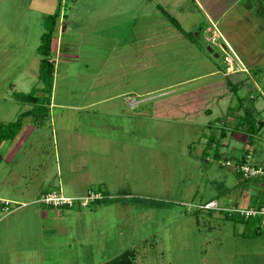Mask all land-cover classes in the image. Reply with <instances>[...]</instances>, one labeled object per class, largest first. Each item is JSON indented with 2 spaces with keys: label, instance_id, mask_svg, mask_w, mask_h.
<instances>
[{
  "label": "rangeland",
  "instance_id": "1",
  "mask_svg": "<svg viewBox=\"0 0 264 264\" xmlns=\"http://www.w3.org/2000/svg\"><path fill=\"white\" fill-rule=\"evenodd\" d=\"M154 3L63 1L65 32L59 43L63 52L78 58L54 60L55 106L48 110L47 102L40 105L49 95L40 91L36 52L43 33L41 2L0 0V124L14 122L36 107L22 120L21 129L27 128L22 136L28 135L30 126L35 130L12 161L0 163V175L10 171L15 181L19 172L24 173L29 194L43 183L57 189L60 180L65 196L88 197L99 191L113 203L93 204L92 211L80 208V202L70 208L44 204L29 208L34 213L25 216L31 218L26 232L17 230L16 238H10L17 254L26 250L21 262L104 264L125 251H136L141 238L161 229L149 252L165 251L164 257L150 253L142 264H200L204 247L222 252L217 264H252L251 259L264 264L260 224L235 218L205 233L204 225L198 230L186 213L199 210L197 217L204 218L211 211L199 207L212 200L223 207H247L258 200L262 181L243 180L221 162L234 164L247 150L249 165L264 167V126L249 143L250 135L241 125V105L252 108L255 122L264 121V68L252 69L247 83H238L233 93L222 75L206 77L215 68L225 72L224 58L231 55L222 49L223 42L217 40L220 48L214 43L189 46L184 38H190L179 34ZM240 68L236 64L226 72L237 76ZM206 87L215 88L203 91ZM15 93L39 100L24 103ZM211 137L215 141L209 145ZM157 202L166 207L151 209ZM38 208L48 213V219ZM58 213L64 216L62 237L54 232ZM209 221L210 226L216 223ZM60 245L64 260L58 258ZM248 246L254 257L232 255Z\"/></svg>",
  "mask_w": 264,
  "mask_h": 264
},
{
  "label": "crops",
  "instance_id": "2",
  "mask_svg": "<svg viewBox=\"0 0 264 264\" xmlns=\"http://www.w3.org/2000/svg\"><path fill=\"white\" fill-rule=\"evenodd\" d=\"M33 1L41 2V4L39 5L40 6L39 10L45 13V14L42 13L43 18L49 14H52L48 12H50L52 8H55L56 2H58V0H33ZM63 1L64 0H62L61 2L63 3ZM150 1L155 2L154 6L156 8V11H158L160 15H162L166 19V21L170 23V25L179 34L181 32L174 26V24L171 22L169 17L178 23L182 31L193 34L194 38L200 41L199 43H203V44L214 43L220 48L221 46L219 45L217 40H221L224 44V46H222V49L224 50L227 49L230 53L229 55H231V57L235 60L236 64L241 65V68L244 69L242 70L244 72L237 71L236 73L237 76H234V74L229 76L225 74V72H222L219 68H215V70H211L210 73H207L206 77L220 74L226 79V84H227V78L228 80H230L232 85L239 82L244 84L243 81L245 80V83H247V80L249 78L252 69L264 68V0H150ZM57 22L58 23L57 26L55 27L53 33V40L51 44V61L54 63L55 62L54 60L57 59L60 60L61 57L67 58L69 60H73V59L76 60L78 56L73 57L69 53L63 52L62 42L59 43L60 35L61 34L63 35V33L65 32V27L61 26L64 24V20H62V10ZM55 33H57L56 39L54 38ZM184 39L186 42H188L189 46L192 47L193 45H195L194 43H192L191 40L187 39L189 40L187 41L186 38ZM59 47L60 50L58 52ZM54 52H55V59L53 58ZM239 75H245L247 77L241 78L239 77ZM10 88L12 89V85L10 86ZM213 88L215 87L212 88L206 87L202 90L206 92L208 91L210 92L212 91ZM202 90H197L201 96L203 95L201 94ZM117 96L121 97L122 95H117ZM51 100L52 98L50 99L48 110L51 108L52 105L55 106V104H53ZM128 104L131 106V108L133 107L132 100L128 101ZM58 107H62V106H58ZM26 130L27 128H25V126L22 127L21 129L22 132L20 131L21 133L18 134L14 139L3 141L0 144V163L2 161L5 162L12 161L14 155L18 151H20L22 145L26 144L27 140L32 135L31 134L32 130L34 131L35 128L30 126L31 131L29 133L26 132V134L28 133V135L22 136ZM35 149L38 150L37 147ZM11 175L12 173L10 171L3 172L0 175V255L4 256L5 258L4 260H1L0 257V264H15L14 260L16 259L18 260V264H26L27 262L26 260H24V262H21V256L22 255L24 256V252H26V250H24L23 252H19V254H17V252L11 246L10 238L12 236L16 238L14 234L17 232V230L21 231L22 234L26 232L25 226L30 224L31 218L25 216L34 213L32 212L33 210H30L29 208L38 206L37 204H42L39 203V199L36 198L38 194L42 196L50 193H57L65 196L62 193L63 181L61 182L60 180H58L57 189H54L56 188V185L50 188L48 186L45 187V183L40 184L38 189H36L35 191L29 194L27 189L29 185V181L27 180L26 175L22 172H19L17 175V178L19 180L16 179L17 181L16 180L13 181V179L11 180L10 179ZM57 178H59V176ZM43 181L45 180H42V182ZM90 194L97 195L94 193H88L87 195L89 196ZM83 196L85 195H80V196L74 195L73 197H68V196L65 197L83 199L85 198ZM99 197L101 196L98 195V198ZM3 202H8L9 203L8 206L5 207ZM93 204L96 203L89 202L86 207L80 205V208H90V210L92 211L93 207H91V205ZM112 204H103V205L107 207ZM162 205H163L162 207H166L165 203L163 202ZM242 206H246V205H242ZM248 206H254V204L252 205L249 204ZM48 207L54 208L53 206H48ZM61 207L70 208L69 206H61ZM162 207H160L158 204L157 205L155 204V206L150 205L151 209H160ZM4 208H7L8 210L5 211ZM37 211L40 214H42L43 218L48 219L47 212L43 210L41 211V209L39 208ZM210 211H211L210 213H206L207 215L204 218H202V216L197 217V215L200 213L199 210L192 211L190 208V210H186V213H188L189 216L191 217L188 218L189 222H191V225L196 226L199 230V225L203 224L204 225L203 231L205 233L207 232L211 233V230L215 231L217 229L219 223L225 224L227 221L224 220L223 215L220 213V211L218 210H210ZM214 211L220 213L221 215L220 218L214 216L215 215L213 214ZM55 218H56L55 219L56 222H55L54 232L59 233L62 237L64 216L58 213ZM211 219L216 220V223L213 226L209 225L210 222L209 220ZM2 225L4 226V229L1 230ZM22 234H18L20 239L24 237V235ZM156 235L159 236L161 235V229H159V231L158 229L155 230L152 236H148V238L146 239L141 238L139 240V244L136 251L133 250L136 256L135 264H142L143 260L146 259V256H148L150 253H151L150 255L154 257L156 256L158 258L164 257L165 251L149 252V248L153 249L154 247H156V243H155V241L157 240ZM147 242H151V243L148 244ZM204 243L205 245L209 244V243L206 244L207 240H205ZM57 249L59 251V255H58L59 260H64V249L62 248L61 245L60 247H57ZM203 249H204L203 250L204 255L202 257H204V260L202 262L200 261L201 262L200 264H207V262H210V264H217L218 263L217 258L221 256L222 252L216 251V253H212L213 251L206 249V247H204ZM250 252L252 251L248 246L241 253H235L232 255L234 257H238L242 255H245L248 258H250V255L254 257L255 256L254 251L251 254ZM138 261L140 262L137 263ZM251 261L253 264L254 262L252 259ZM153 264H157V263L153 262Z\"/></svg>",
  "mask_w": 264,
  "mask_h": 264
},
{
  "label": "trees",
  "instance_id": "3",
  "mask_svg": "<svg viewBox=\"0 0 264 264\" xmlns=\"http://www.w3.org/2000/svg\"><path fill=\"white\" fill-rule=\"evenodd\" d=\"M61 1L62 0H58L57 7L55 8V11L52 14H49L43 18V33L40 35V38H39L40 43L36 49V52L39 56L38 78H39L40 82L43 84V88L40 89V91L49 95V97H47V98L46 97L42 98L44 101L42 100L40 103L41 108L45 107V106H43L45 104V102H47L49 105L50 98H51L50 96H51V92L53 89V79H54L55 68H54V63L51 61V44H52V40H53V33H54V30L56 27V22H57V20L60 16V13H61V10H60V6L62 3ZM169 19L174 24V26L181 32L182 35L190 38V40L193 43H199L198 40L191 35V33H186L184 31H182L180 26L178 25V23L175 20H173L170 17H169ZM225 73L227 74L226 68H225ZM227 75H229V74H227ZM240 83L241 82H239V84ZM227 85H228L230 91H232L233 93H236V91H237L236 89H238V87H239L238 83H235L234 85H232V83L230 82V80H228V78H227ZM241 85H242V83H241ZM14 97L18 101H21L24 103H30L31 101H33V103H36L35 101L39 100L38 98L32 96L31 94H23V93H15ZM241 106H242L241 108L244 109L243 110L244 114H243V118L241 121V123H242L241 125H242V127H245L246 132L250 135L248 138L249 143H250L253 140L254 136L256 134H258L260 132V130L263 128L264 121H258V122L256 121L255 122L254 118L252 116L253 115L252 108L245 107L243 105H241ZM35 109H36V107L20 114L19 118L14 122L7 123V124H0V144L3 141L14 139L21 129L22 120L24 118L31 116ZM225 136H226L225 130H221L220 137L224 138ZM214 141H215V139L211 137L208 141L209 145L212 144ZM206 152H207V148L205 151H203L202 155L206 154ZM248 155H249V152L246 150L245 153H243V155L238 160L235 161V164H237V165L245 164L247 162L246 157ZM214 157L215 158L219 157L217 149L214 152ZM236 174L241 176L238 173H236ZM257 180L262 181L260 178H258ZM262 184H263V181H262ZM94 194L100 195L101 197L94 199L92 201L93 203H96V204L112 203V201H111L112 199H109L108 197L103 196V194L101 192L94 191ZM258 195H259L258 200L253 203L254 205H256V204L258 205L260 203L262 196L264 195V191L263 190L258 191ZM212 201H214V200H212ZM209 202H211V201H209ZM157 204L160 207L163 206L162 202H157L156 205ZM153 205H155V204H153ZM199 209L202 210L201 208H199ZM220 213L223 215V218L226 221H231V220L233 221L235 218H239L238 221L243 222V223L244 222L248 223L251 221V222L259 224V220L256 218L245 219L243 217H240L238 214H227V212H223V211H220ZM235 221H237V220H235ZM255 233H257V232L254 230L253 234H255ZM104 264H135V253L133 251H125L121 255L112 258L111 260H109L108 262H106Z\"/></svg>",
  "mask_w": 264,
  "mask_h": 264
},
{
  "label": "built area",
  "instance_id": "4",
  "mask_svg": "<svg viewBox=\"0 0 264 264\" xmlns=\"http://www.w3.org/2000/svg\"><path fill=\"white\" fill-rule=\"evenodd\" d=\"M228 56V55H227ZM224 58V61L226 63V70L228 71L230 66H235L236 67V62L235 60L231 57V59H229L228 57ZM237 61V59H236ZM240 68L239 71L242 72V69ZM236 70V69H234ZM232 71V70H231ZM246 71V70H245ZM237 72V71H236ZM247 158V162L243 165H237V164H232L230 162H221V165H225L226 167H230L234 170L235 173H238L241 175V178L243 180H249V179H258L260 178L263 181V185H262V190L264 191V167L262 166H258V167H254V166H250L249 165V160H250V153L249 155L246 157ZM98 198V195H89L88 197H85L83 199H77V198H68L65 197L61 194H57V193H50V194H46V195H42L41 198L39 199V203H42L44 205H48V206H53V207H61V206H69L72 207L74 205V202H80L81 206H87V204L90 201H93L94 199ZM3 204L5 205V207L8 206V202H3ZM199 208H201L202 210H218V211H223V212H227V214H238L240 217H243L245 219H250V218H256L259 220V224L261 227L264 228V195L262 196V199L260 201V203L254 206H242V205H238L235 204L231 207H223V206H219L217 201H211L208 202L206 204H204L203 206H200ZM5 211H7V208H4Z\"/></svg>",
  "mask_w": 264,
  "mask_h": 264
}]
</instances>
